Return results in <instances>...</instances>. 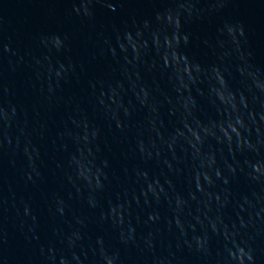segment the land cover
Masks as SVG:
<instances>
[{"label":"water","instance_id":"1","mask_svg":"<svg viewBox=\"0 0 264 264\" xmlns=\"http://www.w3.org/2000/svg\"><path fill=\"white\" fill-rule=\"evenodd\" d=\"M0 264H264V0H0Z\"/></svg>","mask_w":264,"mask_h":264}]
</instances>
